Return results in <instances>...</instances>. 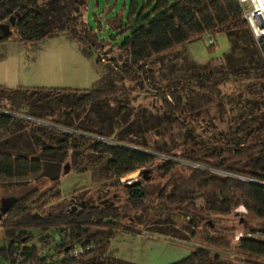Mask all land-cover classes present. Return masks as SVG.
Wrapping results in <instances>:
<instances>
[{
  "label": "trees",
  "instance_id": "trees-1",
  "mask_svg": "<svg viewBox=\"0 0 264 264\" xmlns=\"http://www.w3.org/2000/svg\"><path fill=\"white\" fill-rule=\"evenodd\" d=\"M143 1V10L151 8L150 12L138 16L132 0L128 26L121 23L123 29L114 30L116 35L126 34L118 44L112 36L104 40L89 27L88 0H0V27L7 26L12 32L10 37H5L0 29V43L14 35L21 44L30 45L52 35L69 34L85 59L99 62L95 45L102 48L103 40L114 42L132 65L138 66L208 34L214 39L208 52L213 53L217 35L237 33L248 39L257 57L259 81L264 85V67L237 0ZM10 19L15 21L14 27ZM85 34L94 37L95 45L85 44ZM219 92L215 87L207 91L217 98ZM116 97L113 92L101 89L0 87V179L38 178L48 164L60 161L68 151L79 156L82 149L85 154L102 158L105 173L115 180L136 171L142 174L144 168L158 165L154 171L160 181L159 188L150 191V195L145 185L134 182L122 185L124 199L86 204L77 213L71 209L48 213L47 207L62 198L60 182L52 178L50 190L43 193L44 187L35 188L14 199L6 213L0 215V262L11 261L19 255L24 264H105L111 241L124 232L123 214L162 204L188 219L191 235L203 244L175 264H228L209 248L231 249L234 245L236 253L244 257L236 259L238 262L264 264L258 261L264 262V231L256 235L255 225L245 219L231 227L220 222L239 207L264 222V109L258 116L257 126L248 128V132L245 130L236 142L230 141L231 135L226 134L228 138L222 147H216L207 156L190 159L122 136L113 144L103 142L109 135L103 129H96L103 123L100 118L99 123H90L89 130L78 126L76 121L81 114L98 112L101 115L104 103ZM162 102L175 117L186 112L198 116L203 109L215 105L213 99L191 89L167 90ZM16 103L18 107L14 108ZM117 112L129 116L121 106ZM177 127L182 130L179 123ZM22 136L27 139L22 140ZM154 154H162L167 159ZM175 158L184 159L192 166L177 163L173 161ZM198 202L204 203L202 209L196 207ZM240 228L245 235L236 240ZM76 249L82 253L72 258L70 254Z\"/></svg>",
  "mask_w": 264,
  "mask_h": 264
},
{
  "label": "rangeland",
  "instance_id": "rangeland-1",
  "mask_svg": "<svg viewBox=\"0 0 264 264\" xmlns=\"http://www.w3.org/2000/svg\"><path fill=\"white\" fill-rule=\"evenodd\" d=\"M131 2L88 0L87 24L102 39L108 40L112 36L114 42L119 44L126 34L116 35L114 30L123 29L122 25L128 26ZM134 4L138 16L151 10H143V0H135ZM84 38L85 44L95 45L94 37L85 34ZM114 42L102 40V48L95 45V57L99 59L96 63L80 55L74 38L69 34L52 35L30 45L21 44L14 35L0 43V87L10 90L101 89L113 92L117 97L110 103H104L101 115L87 112L76 121L78 126L89 130L90 123L95 125L100 118L102 128L99 126L96 129H103L109 139L103 141L75 132L76 135L110 144L122 136L149 148L190 159H199L209 155L216 147H222L228 138L226 134L231 135L230 141L236 142L245 130L248 132V128L257 126L258 116L264 109V85L259 81L255 65L257 57L245 35H217L213 53L208 52L210 44L205 36L138 66H133ZM211 87L220 91L218 98L207 93ZM174 89L198 91L213 99L215 105L203 109L198 116L186 112L175 117L164 108L162 102L163 93ZM13 106L18 107V103ZM119 106L129 116L118 114ZM177 123L182 125V130L178 129ZM37 124L47 126L41 122ZM25 139L22 136V140ZM82 151L79 150V156L68 151L60 161L51 160L54 162L48 164L38 178L23 181L0 179V207L1 200H14L35 188L44 187L43 193L50 190L52 178L59 180L62 198L47 207L48 213L69 209L77 213L81 205L124 199L122 185L134 182L145 185L148 195L159 188L160 181L154 171L158 165L144 168V174L136 171L118 181L105 173L102 158ZM154 156L167 159L162 154ZM173 161L192 166L184 159L175 158ZM196 207L202 209L204 203L198 202ZM243 209L239 207L220 222L231 227L245 219L255 225L256 235L264 231V222H259ZM190 225L188 219L162 204L125 213L124 232L111 241L105 264H175L188 257L192 249L203 246L191 235ZM243 235L245 232L240 228L236 238ZM54 237L57 239V235ZM209 249L221 257L223 263L247 264L237 261L244 257L236 253V245L231 249ZM258 261L264 263L261 259Z\"/></svg>",
  "mask_w": 264,
  "mask_h": 264
},
{
  "label": "built area",
  "instance_id": "built-area-1",
  "mask_svg": "<svg viewBox=\"0 0 264 264\" xmlns=\"http://www.w3.org/2000/svg\"><path fill=\"white\" fill-rule=\"evenodd\" d=\"M242 7L243 20L249 27L251 36L253 38L254 46L258 52L262 65L264 67V0H237ZM209 44L214 43V39L211 35H206ZM244 212L246 211L243 209ZM238 236L236 239L238 240ZM82 253L81 249L74 250L70 256L77 258ZM0 264H24V260L16 255L11 261H3Z\"/></svg>",
  "mask_w": 264,
  "mask_h": 264
},
{
  "label": "water",
  "instance_id": "water-1",
  "mask_svg": "<svg viewBox=\"0 0 264 264\" xmlns=\"http://www.w3.org/2000/svg\"><path fill=\"white\" fill-rule=\"evenodd\" d=\"M10 25L11 27L15 26V21L13 19H10ZM0 29L5 37H10L12 35V32L10 31L9 27L2 25ZM142 173L144 174L145 171H143ZM5 201L6 204L4 205ZM13 201L14 200H1L0 215H4L6 213ZM81 207H83V205H81Z\"/></svg>",
  "mask_w": 264,
  "mask_h": 264
},
{
  "label": "flooded vegetation",
  "instance_id": "flooded-vegetation-1",
  "mask_svg": "<svg viewBox=\"0 0 264 264\" xmlns=\"http://www.w3.org/2000/svg\"><path fill=\"white\" fill-rule=\"evenodd\" d=\"M84 206V205H83Z\"/></svg>",
  "mask_w": 264,
  "mask_h": 264
}]
</instances>
